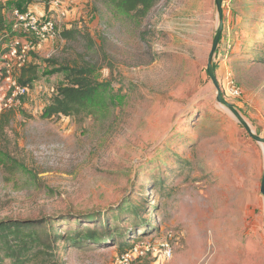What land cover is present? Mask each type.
Returning <instances> with one entry per match:
<instances>
[{
	"label": "rangeland",
	"instance_id": "rangeland-1",
	"mask_svg": "<svg viewBox=\"0 0 264 264\" xmlns=\"http://www.w3.org/2000/svg\"><path fill=\"white\" fill-rule=\"evenodd\" d=\"M71 2L63 27L77 39L31 49L38 77L9 106L12 84L0 82V113L15 109L0 141V220L103 233L58 242L60 264H264V144L218 101L207 71L216 0H160L144 18ZM81 54L110 85L109 105L42 118L66 82L49 60ZM214 65L224 98L264 137V0H223Z\"/></svg>",
	"mask_w": 264,
	"mask_h": 264
},
{
	"label": "trees",
	"instance_id": "trees-1",
	"mask_svg": "<svg viewBox=\"0 0 264 264\" xmlns=\"http://www.w3.org/2000/svg\"><path fill=\"white\" fill-rule=\"evenodd\" d=\"M47 1L0 0V42H10L15 36L24 35L22 32L12 30L14 23H7L6 8L11 7L13 10L18 8L21 11H27L30 9L34 10L30 7L31 4L45 3L44 10L46 9L45 12L47 13ZM99 1H103L108 6L114 7L133 18H144L160 2V0ZM62 29L60 36L66 40L77 39V35L81 32L78 28H70L67 23H65ZM7 33H9L8 36L6 35ZM49 62L56 64L50 72H63L66 82L61 84L57 88L56 93L51 96L50 103L41 114L42 118L79 117L82 114L95 116L101 112L105 105H109L106 95L109 92L110 85L100 81L98 68L90 60H87L86 54H81L78 59L73 61L59 62L58 60H49ZM37 77V66L27 64L21 69L18 82L29 89ZM4 78L5 74L2 73L0 75V82ZM14 115L15 109L13 108L0 113V141L5 134L6 128L13 121ZM1 158L0 156V165L9 166L7 159ZM91 218L94 217L92 216ZM54 222V220L48 217L1 219L0 263H3L6 259H10L13 264L37 263L39 260L43 264H60L56 251L60 246L58 242L71 240L73 244H79L80 240L85 238L89 240H101L103 237V233L96 231L92 227L75 228L73 226L67 231L68 235L66 236L64 233L56 230V226L53 225ZM127 251L124 250V253Z\"/></svg>",
	"mask_w": 264,
	"mask_h": 264
},
{
	"label": "built area",
	"instance_id": "built-area-1",
	"mask_svg": "<svg viewBox=\"0 0 264 264\" xmlns=\"http://www.w3.org/2000/svg\"><path fill=\"white\" fill-rule=\"evenodd\" d=\"M71 3V0H48L47 13L46 9L42 13L32 9L21 11L15 8L13 10L12 30L22 32L24 35L15 36L10 42H0V75L4 73V79L12 84V92L8 94L6 106H9L16 97L29 91L28 87L18 82L21 69L28 64V53L31 49L39 48V43L51 41L60 34L65 22L63 19L68 15ZM6 35L8 36L9 33ZM234 92L239 91L234 89Z\"/></svg>",
	"mask_w": 264,
	"mask_h": 264
},
{
	"label": "water",
	"instance_id": "water-1",
	"mask_svg": "<svg viewBox=\"0 0 264 264\" xmlns=\"http://www.w3.org/2000/svg\"><path fill=\"white\" fill-rule=\"evenodd\" d=\"M216 5H217V9H218V14H219V27L217 29L216 35L213 39V44L211 47V51L209 53V57H208V64H207V71L209 73V75L212 78V81L214 82L216 88H217V99L218 101L224 106L226 107L237 119L238 121L247 129V131L250 133L251 137L253 139H255L256 141L264 144V137L258 135L257 133H255L252 130V127L250 126V124L248 123V121L244 118V116L240 113V111L237 109V107L228 102L221 91L216 73H215V65H214V58L216 56V53L218 51V47H219V43L221 40V35H222V31H223V0H216ZM261 193L264 194V175L262 178V182H261Z\"/></svg>",
	"mask_w": 264,
	"mask_h": 264
},
{
	"label": "crops",
	"instance_id": "crops-1",
	"mask_svg": "<svg viewBox=\"0 0 264 264\" xmlns=\"http://www.w3.org/2000/svg\"><path fill=\"white\" fill-rule=\"evenodd\" d=\"M30 7H32L33 9L41 10V7H39V5H37V3L31 4ZM5 15H6L7 23H9V24L13 23V21H14L13 9L11 7L6 8ZM48 42H50V41H48Z\"/></svg>",
	"mask_w": 264,
	"mask_h": 264
}]
</instances>
